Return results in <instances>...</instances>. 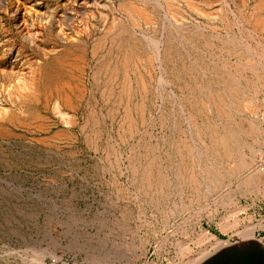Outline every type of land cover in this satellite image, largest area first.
Returning <instances> with one entry per match:
<instances>
[{
    "label": "rangeland",
    "instance_id": "374dc122",
    "mask_svg": "<svg viewBox=\"0 0 264 264\" xmlns=\"http://www.w3.org/2000/svg\"><path fill=\"white\" fill-rule=\"evenodd\" d=\"M256 2L0 0V264H188L213 250L202 229L235 242L226 224L264 220ZM224 63L241 75L227 123L248 164L214 176L187 115L212 111L189 90L217 86ZM48 66L69 104L43 86Z\"/></svg>",
    "mask_w": 264,
    "mask_h": 264
},
{
    "label": "bare ground",
    "instance_id": "6f19581e",
    "mask_svg": "<svg viewBox=\"0 0 264 264\" xmlns=\"http://www.w3.org/2000/svg\"><path fill=\"white\" fill-rule=\"evenodd\" d=\"M260 2H256L257 4V7H256V12H253L256 14V16L252 17V20H254V22H252V20L250 19V17L252 15H248L246 16L247 19H250V23L252 24H255L258 29H261L259 31H264V5H263V2L262 0H259ZM132 5V4H131ZM129 6L132 8V6H136V5H132V6ZM137 9V10H136ZM132 10H135L134 12L139 16L142 17V13H144V9L142 8H133ZM131 10V11H132ZM133 12V11H132ZM148 13V12H147ZM132 14V13H131ZM134 14V13H133ZM135 14V15H136ZM147 15V14H145ZM149 15V13H148ZM147 15V16H148ZM133 16V15H132ZM144 16V15H143ZM142 18H145V17H142ZM147 19L149 20V18L147 17L146 18V21ZM244 19H246L244 17ZM246 21V20H245ZM249 21V20H248ZM255 27V26H254ZM253 28V27H252ZM251 28V32L254 30H252ZM247 30V29H246ZM256 30V31H257ZM109 32V31H108ZM255 32V31H254ZM116 33V32H115ZM115 35V34H113ZM250 36V35H249ZM112 37V36H111ZM251 38V37H250ZM230 41V40H229ZM256 43V42H255ZM117 44V43H116ZM98 46V45H97ZM231 47V46H230ZM226 49H230V48H226ZM246 49V48H245ZM243 50V49H242ZM110 51V50H109ZM247 51V50H246ZM255 51V50H254ZM264 52V51H262ZM110 53V52H109ZM127 55V54H126ZM123 56V55H122ZM247 57V56H246ZM157 58V57H156ZM246 59V58H245ZM240 61V60H239ZM109 63V62H108ZM225 64V63H224ZM223 64V65H224ZM240 64V63H239ZM250 63L248 61H244L243 63V67L244 68H247L249 67ZM264 64V63H263ZM204 65V64H203ZM226 65V64H225ZM229 66V64H227ZM226 65V66H227ZM217 66V65H216ZM226 66H222L220 68V70H222V73L224 74H221L220 72L218 73L217 72V76H220L221 75V78L218 82V85L215 86V87H212V88H205L203 84H200V85H196L195 87H197V89H190L189 92H190V98L192 100V106L193 104L194 105H200L201 107L202 106H209L208 107V110L212 111V119H208L207 121L205 122H201L200 124H196L195 120H194V114L193 112L190 111L189 114H187L189 116V120L191 121V131H192V134H196V137H197V141H200L199 143H201V146L200 148L198 147H194V150H195V153L194 155H196V158L197 160L195 161V163L198 165L199 163H201L200 160H198V158H203V165L199 164V166L201 167H204L206 164V161L208 160H213L216 162V165L213 167V168H210L209 170L210 173L214 174V176L216 175V171H220V165L223 164L225 161L231 159V158H234V168L237 169L238 171L240 170V168L244 165H247L245 164V162H243L240 157L238 156L237 154V147L239 145V143L237 142V140H235L233 138V135L234 133L232 132L233 130L228 126V118L230 115V113L234 110V108H236V105H239V100L240 98H242V93L244 90H239V87L237 86V82L239 81V77L241 76L239 73H234L230 71V66L228 68H226ZM236 66V65H234ZM206 67V65H204V68ZM240 67V66H239ZM262 67V66H261ZM123 68V67H122ZM236 68V67H235ZM241 68V67H240ZM116 69V68H115ZM233 69V68H232ZM212 70V69H211ZM236 70V69H235ZM207 71V70H206ZM214 71V69L212 70ZM210 71V72H212ZM218 71V70H217ZM225 71V72H223ZM228 71V72H226ZM114 72V71H113ZM216 72V71H215ZM45 73L46 75L44 77H42V84L44 87H46L47 89L49 87L52 88V90L54 91V93L56 95H59L58 97H62L63 99V103L64 104H69L70 102V99L69 97L67 96L68 94H66L65 92V89L64 88H67V87H71L69 86V84L65 81V82H62V83H59V84H54L55 82V79L58 78V77H55L56 76V67L55 68H52V67H47V69L45 70ZM226 74V76L224 77V75ZM55 75V76H53ZM66 80V79H65ZM59 81V80H58ZM57 81V82H58ZM38 83L39 81H37V79L35 80V78L33 77L31 79V82H30V87L31 89H36V91L39 90V87H38ZM213 83H215L213 81ZM247 83V82H246ZM62 84V85H61ZM68 84V85H67ZM208 84V83H207ZM206 84V85H207ZM249 84V82H248ZM251 85V84H249ZM263 85V84H262ZM185 88V87H184ZM69 90V89H68ZM196 90L201 93L200 95L198 96H195L193 94V92ZM127 91V90H126ZM247 91V90H246ZM71 92V90H70ZM110 94V93H109ZM189 95V94H188ZM187 95V96H188ZM60 99V98H59ZM190 100V99H189ZM188 100V101H189ZM242 100V99H241ZM62 103V104H63ZM244 103V102H242ZM191 104V103H190ZM192 110V108H191ZM193 111V110H192ZM196 112V111H195ZM237 112V111H236ZM187 120V119H186ZM238 135V134H237ZM177 144V143H176ZM189 147V146H188ZM186 148L189 150V153L191 150V146L189 148ZM187 150V151H188ZM192 154V153H191ZM180 155V153H179ZM193 156V154H192ZM194 159V158H193ZM181 161V160H180ZM233 161V160H232ZM211 163H213L211 161ZM220 164V165H217V164ZM196 165V166H197ZM212 167V165H211ZM198 168V167H196ZM179 169L182 170V167ZM199 169V168H198ZM232 168V170L230 169L229 171H227V173L229 175H232V173H234V170ZM186 170V169H183V171ZM202 170V169H201ZM201 170L199 169L200 173H199V177L200 174H201ZM206 170V168H205ZM237 170H235V172L237 173ZM182 171V172H183ZM204 171V169H203ZM192 173V172H191ZM203 173V172H202ZM209 174V172H207ZM185 174V173H184ZM196 174V173H195ZM221 174V173H220ZM218 174L217 176L220 177L221 175ZM186 175V174H185ZM198 175V174H196ZM207 175V174H206ZM225 175L226 172H225ZM147 176V175H146ZM213 176V177H214ZM148 177V176H147ZM146 177V178H147ZM187 177L189 180H192L194 179L195 181V177L194 175L190 174V172L187 173ZM205 177V176H204ZM149 178V177H148ZM203 179V178H202ZM214 179V178H213ZM217 179V177L215 178ZM188 180V181H189ZM193 180L191 182H194ZM182 182V181H181ZM196 182V181H195ZM210 183V182H209ZM198 184V183H197ZM212 184V183H211ZM254 184V183H253ZM199 186V184H198ZM206 186V185H205ZM247 187V185H246ZM215 188V187H214ZM226 226L228 228H232V229H235L234 231H232L233 234H237V235H240L243 239H251V238H254V231L257 229V228H262L264 229V220H261V221H254V222H251L247 227L246 225H244L241 229H238L236 226V223H233V224H226ZM225 226V227H226ZM243 229V230H242ZM208 238L209 240V245L211 246V248L213 249L212 251H209L208 254L206 255H202V256H199L197 259H194L193 261L189 262L188 264H197L199 263L202 259H204L205 257H207L208 255H210L211 253L215 252L216 250L226 246L229 244V241L228 240H221L211 234H208V232L204 229L201 230V239H206ZM260 242L264 243V237L259 239Z\"/></svg>",
    "mask_w": 264,
    "mask_h": 264
},
{
    "label": "water",
    "instance_id": "95a60500",
    "mask_svg": "<svg viewBox=\"0 0 264 264\" xmlns=\"http://www.w3.org/2000/svg\"><path fill=\"white\" fill-rule=\"evenodd\" d=\"M197 264H264V243L256 238L229 242Z\"/></svg>",
    "mask_w": 264,
    "mask_h": 264
}]
</instances>
